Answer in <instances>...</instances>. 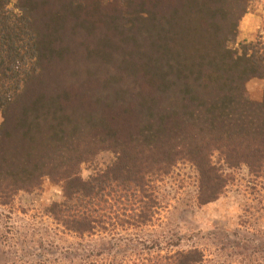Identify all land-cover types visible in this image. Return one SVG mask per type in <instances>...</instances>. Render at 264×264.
I'll list each match as a JSON object with an SVG mask.
<instances>
[{
  "label": "trees",
  "instance_id": "1",
  "mask_svg": "<svg viewBox=\"0 0 264 264\" xmlns=\"http://www.w3.org/2000/svg\"><path fill=\"white\" fill-rule=\"evenodd\" d=\"M65 1L98 18L109 8L108 38L91 52L92 107L69 110L40 94L11 120L51 43L34 17L46 0H18L14 9L0 0V200L44 178L61 182L64 200L50 213L69 231L94 235L150 222L158 204L146 179L177 162L195 167L199 204L225 188L222 166L264 171V87L258 102L246 92L248 81H264V31L233 46L252 0ZM102 153L113 162L82 180L79 166ZM203 262L198 250L159 257V264Z\"/></svg>",
  "mask_w": 264,
  "mask_h": 264
},
{
  "label": "rangeland",
  "instance_id": "2",
  "mask_svg": "<svg viewBox=\"0 0 264 264\" xmlns=\"http://www.w3.org/2000/svg\"><path fill=\"white\" fill-rule=\"evenodd\" d=\"M67 3L37 4L34 17L41 36L51 43L50 52L44 51L39 75L10 107L11 120L40 94L45 103H59L69 110L92 107L91 91L93 95L98 82L91 76V52L108 38L109 8L104 6L98 18L90 8L74 12ZM16 6L18 0H10L9 8ZM55 14L58 20L46 31L45 20L49 16L55 20ZM91 20L99 23L96 30L90 27ZM263 31L264 0H252L239 23L234 48L253 42ZM263 87L262 80L248 81L249 99L260 101ZM2 121L0 114V126ZM218 160L216 155L212 159L216 165ZM112 162L113 154L102 153L81 164L79 176L87 180ZM222 173L227 183L221 194L199 204L195 167L177 162L165 173L147 177V191L154 192L158 205L145 226H114L83 236L69 231L50 213L52 205L64 200L62 183L44 178L38 187L0 200V264H159V257L188 250L200 251L202 264H264V171L250 174L244 166H222Z\"/></svg>",
  "mask_w": 264,
  "mask_h": 264
},
{
  "label": "crops",
  "instance_id": "3",
  "mask_svg": "<svg viewBox=\"0 0 264 264\" xmlns=\"http://www.w3.org/2000/svg\"><path fill=\"white\" fill-rule=\"evenodd\" d=\"M13 1V0H12Z\"/></svg>",
  "mask_w": 264,
  "mask_h": 264
}]
</instances>
